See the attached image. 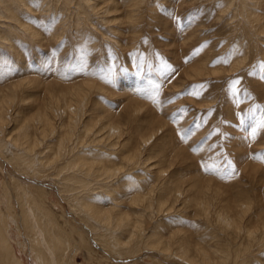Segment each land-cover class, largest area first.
I'll use <instances>...</instances> for the list:
<instances>
[{
  "label": "rangeland",
  "instance_id": "rangeland-1",
  "mask_svg": "<svg viewBox=\"0 0 264 264\" xmlns=\"http://www.w3.org/2000/svg\"><path fill=\"white\" fill-rule=\"evenodd\" d=\"M2 1L18 5L10 12V17L18 19L15 22L5 17L8 10L3 2L0 4V36L4 38H0V105L7 100L0 111L7 121L0 140V248L3 240V249L9 245L21 264L39 263L31 248L34 239L52 260L49 264L186 263L146 247L136 249L138 253L134 254H125L123 247L110 249L100 240V229L89 226L70 202L82 187L73 185L74 190L70 186L67 196L62 195V180L53 175L52 169L45 173L47 177H39L30 171L22 173L10 160L14 145L7 140L13 138L18 144V139L24 137L23 130L29 133L27 140L33 152L49 156L50 161L55 159L54 145L57 147L62 130L58 127L61 116L53 113L55 107L63 109L76 86L91 83L81 123L98 126L99 119L95 117L100 111L103 115L112 113L113 123L121 130V145L128 142L140 146L143 137L154 134L143 156L152 155L151 161L164 156V174L178 175L185 190L196 181L200 182L201 192L209 187L214 205L207 215L198 203L187 200V192L176 201L172 193L167 194L171 184L161 189L163 178H153L148 166L113 180L117 183L112 195L118 197L119 204L135 213L141 206H133L134 198H152L160 193L172 208L148 215L147 232L155 225L164 237L179 235L180 231V237L185 235L192 248H203L216 261L214 249H225L234 255L227 264H264V127H258L264 117V77L258 67L264 62V0H250L247 5L242 0ZM82 49L86 52L85 70L69 71L66 66ZM189 56L193 58L185 63ZM165 64L178 69V74H172L175 78H166ZM109 67L114 71L111 83L102 79ZM233 80L240 81L235 92ZM149 81L160 85L155 99L137 91L149 89ZM200 83L205 84L200 95L184 94L187 88ZM249 110H254V120L239 126L237 113ZM46 111L55 123L52 134V128L45 132L42 127L37 126L38 132L33 128L36 114ZM24 123L29 125L22 129ZM182 130L188 132L186 141L181 139ZM46 133L50 134L45 136ZM46 144L52 150L43 153ZM84 147L82 152L75 151L90 157L96 152L94 146ZM103 154H111L109 157L114 159V154L120 153ZM112 161L116 167L125 165L124 161ZM229 161L239 175L224 174ZM202 165H218L219 170L206 172ZM34 196L39 200L36 205L31 203ZM204 197L208 195H202V200ZM96 198L98 206L110 209L111 195ZM226 202L228 208L224 209ZM36 207L45 208L43 215ZM241 207L248 209L242 213ZM227 209L233 219L242 215V229L223 225L217 211ZM48 219L53 222L51 226ZM246 229L255 233L248 236ZM57 232L67 235L68 240L64 243ZM127 238V232H123L121 240ZM4 256L7 257L0 253V264H13Z\"/></svg>",
  "mask_w": 264,
  "mask_h": 264
},
{
  "label": "bare ground",
  "instance_id": "bare-ground-1",
  "mask_svg": "<svg viewBox=\"0 0 264 264\" xmlns=\"http://www.w3.org/2000/svg\"><path fill=\"white\" fill-rule=\"evenodd\" d=\"M0 1H1L0 2V4H1L3 1L2 0H0ZM8 2H10V1H8ZM242 2L245 5H247V4H249L250 0H242ZM3 6L6 8V10H8V12H6V13H9V15L8 16L5 15V17L12 18L16 22L18 18L17 17L15 18L14 16L10 17L11 16L10 12L14 11L15 8H18V5L15 2H13V5L11 2L10 3L3 2ZM243 7L244 6L242 5V8ZM245 8L247 9V7H245ZM245 11L247 13L248 12L250 13V11H248V10H245ZM18 24H20V23H18ZM0 38H3V37L0 36ZM92 88H93V85L91 83H83V84L76 86L70 94L69 101L64 102V108L60 109L59 106L55 107V112H53V113L55 114V116H61V119H60L61 122L59 123L58 127H60L62 129L60 134L57 136L58 141H59L57 147H56V144L54 145V154L56 156L55 159H52L50 161L49 156L45 155L44 157H40L41 152L39 154H37L36 152H33L30 149L31 145H30L29 141L27 140L29 133L26 130H23V132L21 133V135H23L24 137H23V139H18V144L16 143V141H14L13 138L7 140V143L11 144L12 147L14 145V147L17 148L15 150L13 147L12 153H11L13 156L10 157L11 159L10 158L9 159L15 161L17 168H19L20 169L19 171H21L22 173H24L25 171H30V173L32 175H37L39 177H43V176L47 177L48 175L45 173L47 171H49L50 169H52L53 175L55 177L59 178L60 180H62V185L60 187L63 190V192L61 193L62 195L67 196L66 195L67 192L69 190H71L73 185L74 186L76 185V187H77V185H79V187H82V192H79L76 196L75 195L73 197L71 196L72 198L70 199V202L73 201L72 204H74V207H76L79 210V213L88 222L89 226H91L96 231L98 229H100V231L102 232L101 233L102 239H100V240L102 242H104V245L105 244L109 245L110 249L118 250V249H121L123 247L122 249H124L125 254H126V252L134 254L137 252L136 249L141 250L144 247H146V249H154V250L159 251L160 253H163L167 256H172L174 258L177 257L178 259H181L182 261L186 262L187 264H227L228 260H230L234 255L231 256L232 254L227 252V250H225V249H218V250L214 249L213 253L217 255V261L220 260V263H218L216 260L211 259L210 254L207 251L203 250V248L197 247V246L192 248L190 246L191 245L190 241L186 237H184L185 235L183 237L181 235V237H180V231H178L179 235H175V233H174L172 235H169L168 237H164L163 233L160 234L158 232V229H156V225H155V229H152V227H150L151 231L150 230H148V232L146 231L147 227L145 226V224H146V221H147L146 219H147L148 215H152L154 212L160 213V212H164V211H169L172 208V206H170V204L167 203L163 199L164 196L159 195L160 193H158V196L156 193L155 197L152 196V198L150 197L151 195L150 196L147 195L148 197L145 195L147 198H142V199H140L138 197L134 198L133 199L134 200L133 206H141L140 207L141 210L138 212H137V210L133 209L135 211V213H131L130 211H126V209H124V207L119 204L120 201L118 200V197H115V198L113 197L112 194L113 193L115 194V192H116V186H114V185L117 183L116 182L114 184L113 180H115V179L118 180V178L120 177L121 174L132 175L133 172L135 171V168H139V167L145 168V166L146 167L148 166L147 170L150 169V171L153 173V178H155V179H160V178L162 179L163 178L164 179V180L163 179L161 180L162 181L161 189L163 186L168 187L167 184H171V187L168 189L167 194L172 193L174 195V199L176 201H177V199H179V197L184 195L185 192H187V194H186V196L188 197L187 200L193 202V204L198 203L203 208L204 214H207V215L210 214V212H211L210 208L214 205L213 204V197L210 194V188L209 187L206 191L201 192L200 182L196 181V182L192 183V185H191L192 188L185 190L181 185L182 181H181L180 177H179V179L177 177L178 175L173 174V175H170L169 177H167L164 174L165 172H167L165 169L166 166L164 167V164L166 163L167 159L164 156H160L157 161H154V160L151 161L152 155H150V154H147L146 157L143 156V154H144L143 150L145 149L147 144L150 142V140L155 136L154 134L150 135L149 137H143L141 140L140 146L132 145L128 142L121 145V144H119V141H118V140H120L119 138L122 137L121 136V130H120L119 126H117L113 123V121H112L113 114L112 113H110L109 115H103V113H102L103 111H100L102 113V115H101V113H98V115H96V117H95L96 119H99L98 126L91 125V123H88L87 121H84L81 123V118L83 117L82 114L85 111L84 108L88 102L89 93L92 90ZM6 103H7V100L4 99L0 105V111L2 109H4V106L6 105ZM56 104H58V103H56ZM67 110H68V115L65 114L67 112ZM136 110H138V109H136ZM133 113H135V112H133ZM102 116H104V117H102ZM3 117L4 116L0 112V140L3 138L4 130H5V127L7 124V121L4 120ZM32 121H34V127L33 126L32 127L34 129H36L37 132L39 131L37 129V126L44 128V132L46 130L52 128L50 131L51 134L53 133V131L55 129V127H54L55 123L53 122V117L51 116V113H49L48 111H46L44 114H40V113L36 114L34 120H32ZM27 125H29V124L27 123ZM27 125H26V123H24L22 125V129L26 128ZM50 133H46L45 136H48V134H50ZM88 145L94 146V149L96 150V152L91 153L92 157H90L89 155H87L85 153L78 154L79 152H82L84 148H86L84 146H88ZM95 147H97V148H95ZM42 149L43 150L46 149L43 153H45L48 150H52V148H50L49 144H46V147H44ZM76 149H78L79 152H76L75 151ZM94 149H93V151H95ZM115 151H119L120 154L118 156L116 154H114V157H115L114 159H111L109 157L111 154H108V156L103 154L104 152H107V153L113 152L114 153ZM17 152H19V153H17ZM78 155H83V156H78ZM112 160L124 161L125 165L116 167V165H117L116 162L114 163V161H112ZM60 163H63V164H60ZM65 169H66V172H64ZM170 173L172 174V172H170ZM164 176H166V177H164ZM197 179H199V178H197ZM110 181H111V183H110ZM192 181L193 180H191V182ZM70 186H71V188H70ZM22 188H23V186H22ZM98 188H99V190L96 191V189H98ZM156 188H157V186H156ZM182 188L184 189V191ZM72 189H74V188H72ZM141 189H142V187H141ZM153 189H155V188H153ZM40 190H42V189H40ZM30 194H27V195H30ZM148 194H149V192H148ZM205 194H207L208 197L207 198L204 197L205 199L202 200L201 196L202 195L205 196ZM37 195H38V193H37ZM40 195H42L41 192H40ZM100 195L101 196H103V195L104 196H106V195L112 196L111 202H110L111 203L110 209H106V208L103 209L102 206L97 205V202L95 200L98 199L96 197L100 196ZM30 196H33V194H31ZM31 198L32 197H30V199ZM27 199H28V197H27ZM100 200L102 201V199H100ZM31 201H32L31 203L35 204V205L39 202V200H36L35 196H34V198L31 199ZM98 202H100V201H98ZM225 206L226 207H224V209L228 208V203ZM69 207H70V205H69ZM38 208L39 207H36V209L38 210L39 213L45 209L44 208V209L40 210ZM224 209H223V211H224ZM241 209H242L241 210L242 213H244V211H246L248 208L241 207ZM50 211H51V209H50ZM30 212H31V210H30ZM38 212L36 211L37 215H39ZM217 212H219L218 213L219 219L222 221L223 225H225L228 229H237V230L242 229L241 228V226H242V221H241L242 215L239 216L238 218L233 219V218H231V216L229 214H227L228 209L225 210V212H220V211H217ZM29 214H27V215H29ZM41 214H42V212H41ZM145 214H147V215L144 216ZM21 219H22V217H21ZM27 220H28V218H27ZM30 222H31V220H30ZM47 223L49 226H51L53 222H52V220L48 219ZM262 223H263V221H262ZM86 225H87V223H86ZM153 227H154V225H153ZM262 227H264V224L262 225ZM160 229H162V228H159V230ZM91 232H93V231H91ZM123 232H127L129 238L121 240V234H123ZM246 232H247L248 236H252V233H255L253 230H249V229H246ZM94 233H95V231H94ZM57 235H58V237L60 236V238L63 239L64 243L66 240H68L67 235L65 236L59 232H57ZM1 238H3V236ZM103 239H104V241H103ZM31 241H32L31 242V244H32L31 248H32L33 252L35 253L39 263L40 264H49L48 262H51L52 260L49 261L50 258L47 259L46 254L41 249H39L37 247L38 245L37 246L35 245V242H36L35 239H34V241L33 240H31ZM84 242L82 240L83 244H84ZM39 243H41V242H39ZM4 244H5V242L2 240L0 253H2L3 255L5 253V255L7 257H5V256L4 257L10 258L12 260L13 264H21V263H19L20 260L18 261V259H16V257L14 255H12L11 248L9 249V247H10L9 245L8 246L5 245V250L3 249ZM6 244H7V242H6ZM40 246H41V244H40ZM43 246H41V247H43ZM74 246H72V247H74ZM68 247H70V245ZM82 247H83V245H82ZM78 249H80V248H78ZM104 251L106 252V250H104ZM110 252H112V251H110ZM34 253H32V254H34ZM48 254H50V253H48ZM90 254H91V252H90ZM115 254L117 255V253H115ZM51 256H53V255H51ZM89 257H90V255H89ZM1 258L3 260L2 255H1ZM51 258H54V257H51ZM7 260H9V259H7ZM99 260H100V258H99ZM96 262H97V260H96ZM99 262H101V261H99ZM186 263H184V264H186ZM97 264H99V263H97Z\"/></svg>",
  "mask_w": 264,
  "mask_h": 264
},
{
  "label": "snow or ice",
  "instance_id": "snow-or-ice-1",
  "mask_svg": "<svg viewBox=\"0 0 264 264\" xmlns=\"http://www.w3.org/2000/svg\"><path fill=\"white\" fill-rule=\"evenodd\" d=\"M33 2H35V0H33ZM218 3H219V0H218ZM46 29H47V26H45V30ZM195 51L199 52L200 49L197 48ZM85 56H86V52L83 49L80 50L78 56H76V58L66 66L68 68V70L71 72H83L85 70V67H86ZM192 58L193 57H191V56L186 57L185 63L190 62ZM213 63H216V61H213ZM163 67H164V73L166 74V78L168 75L178 74V69L173 67L171 64H165ZM258 67H259V70H260L262 77H264V62H261ZM140 70L142 71L143 69L141 68ZM113 77H114L113 68L109 67V68H107L102 79L111 83L113 80ZM172 78H175L174 75H172ZM149 83L151 85V87L149 89L141 88V89H137V91L139 93H143V94L147 95L151 99H155L156 96L159 95L160 85L159 84H152L151 81H149ZM231 83L233 85L232 91L235 92V85H238L240 83V81L239 80H233ZM204 88H205L204 83L192 85L185 90L184 94L197 95L198 96L201 94V91ZM257 107H261V106L257 105ZM181 111H187V109H181ZM237 116L239 117V126L243 127L246 125V123L249 120H254V110H249L248 112H245V113H237ZM226 123H227V121H226ZM195 126L198 128L199 124H196ZM258 127H264V117L261 118V122L258 125ZM182 131H184V130H182ZM217 131H219V129H217ZM252 133H253V135H255L256 128L252 129ZM187 136H188V132L184 131V135L181 136V139L186 141ZM193 150L195 151V149H193ZM202 168L206 172L219 170L218 165L217 166L202 165ZM223 172L227 177H231L232 175H239V172L236 170L235 166L232 164L231 161L228 162L227 167L224 168Z\"/></svg>",
  "mask_w": 264,
  "mask_h": 264
}]
</instances>
